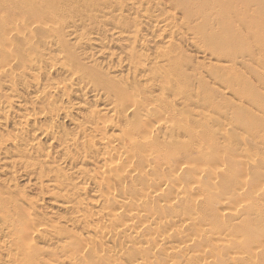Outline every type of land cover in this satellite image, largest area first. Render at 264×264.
I'll use <instances>...</instances> for the list:
<instances>
[{"label": "bare ground", "instance_id": "obj_1", "mask_svg": "<svg viewBox=\"0 0 264 264\" xmlns=\"http://www.w3.org/2000/svg\"><path fill=\"white\" fill-rule=\"evenodd\" d=\"M0 264H264V0H0Z\"/></svg>", "mask_w": 264, "mask_h": 264}, {"label": "rangeland", "instance_id": "obj_2", "mask_svg": "<svg viewBox=\"0 0 264 264\" xmlns=\"http://www.w3.org/2000/svg\"><path fill=\"white\" fill-rule=\"evenodd\" d=\"M177 16L178 17H180V15L179 14H177ZM144 34H147V32L146 31H144L143 32ZM186 50H187V54H190V55H195V51H194V49H192V48H190V47H187V48H185ZM185 176V175H184ZM182 177V176H181ZM31 196L32 197H34L35 195H33V194H31ZM47 202V201H46ZM46 202H45V204H44V207L46 208V207H48V205L46 204ZM39 208H42V205L39 207Z\"/></svg>", "mask_w": 264, "mask_h": 264}]
</instances>
